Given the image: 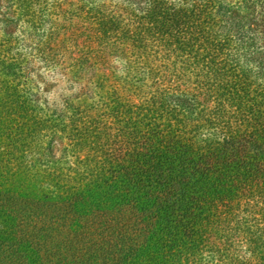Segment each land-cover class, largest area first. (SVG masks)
Returning a JSON list of instances; mask_svg holds the SVG:
<instances>
[{
	"label": "trees",
	"instance_id": "1",
	"mask_svg": "<svg viewBox=\"0 0 264 264\" xmlns=\"http://www.w3.org/2000/svg\"><path fill=\"white\" fill-rule=\"evenodd\" d=\"M9 1L46 31L0 59V264H264V0ZM29 55L88 84L41 102Z\"/></svg>",
	"mask_w": 264,
	"mask_h": 264
},
{
	"label": "rangeland",
	"instance_id": "2",
	"mask_svg": "<svg viewBox=\"0 0 264 264\" xmlns=\"http://www.w3.org/2000/svg\"><path fill=\"white\" fill-rule=\"evenodd\" d=\"M11 2L9 0H0V59L5 56L8 48L14 49L18 47V45H28L29 47H33L35 45L34 37H41L46 31L45 26L38 27L37 30L29 27L24 19L19 18L18 21L15 18L10 23L11 12L10 10ZM9 23V24H8ZM11 27L14 29L13 37L14 40L12 42H7L2 38L3 32L1 29L3 27ZM18 26V27H17ZM15 28L17 30H15ZM23 32H20V31ZM36 31V36L33 37V32ZM33 32V33H32ZM23 33V34H22ZM44 37V35H43ZM16 38L22 39L19 42ZM26 68L27 73L31 76V79L28 81L31 82V85L34 87V90L37 93V97L42 102L43 100L49 104H54L56 107L61 108L65 103V98L67 96L77 94L81 92V87L88 84L87 79L83 78H75L71 74L63 71L59 67L52 69L50 66L39 59L35 58L31 55L26 56ZM6 93L0 88V160L3 159V162L9 164L11 167V173L14 175L16 179H22L23 173H21L17 167V165L12 162V160L8 159V157H18V154L15 152L13 145L15 144V136L17 128L16 126L10 122V115L8 113V107L6 106ZM67 145V141L64 137H60L59 135H54L52 137L51 147L56 157H61L64 153V149ZM42 148L36 150L31 156L32 157H49L47 152V144H43ZM9 162V163H8ZM26 182V181H25ZM16 183V182H15ZM20 182H17L19 184ZM27 183V187L31 189H39L29 183ZM10 183L7 182L6 185Z\"/></svg>",
	"mask_w": 264,
	"mask_h": 264
}]
</instances>
